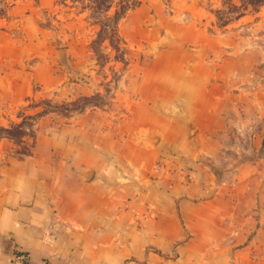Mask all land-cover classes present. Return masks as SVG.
Here are the masks:
<instances>
[{"label": "crops", "instance_id": "0c3cea01", "mask_svg": "<svg viewBox=\"0 0 264 264\" xmlns=\"http://www.w3.org/2000/svg\"><path fill=\"white\" fill-rule=\"evenodd\" d=\"M7 25L1 46L15 41ZM201 33L206 52L227 42ZM16 45L0 67L8 113L34 83ZM144 67L111 112L39 132L29 153L0 139V264L15 252L23 264H264V127L243 122L231 78L206 55L184 47ZM34 74L49 87L66 78Z\"/></svg>", "mask_w": 264, "mask_h": 264}, {"label": "rangeland", "instance_id": "374dc122", "mask_svg": "<svg viewBox=\"0 0 264 264\" xmlns=\"http://www.w3.org/2000/svg\"><path fill=\"white\" fill-rule=\"evenodd\" d=\"M7 23L15 41L0 45V67L17 59L20 42V78L34 81L11 113L0 99V122L8 123L0 139H11L18 153H29L39 132L78 121L81 113L111 112L146 62L182 58L184 47L206 55L217 73L225 70L233 105L249 111L243 122L264 127V0H0V31ZM201 29L227 42L218 39L216 53L206 52L201 45L213 42H204ZM37 67L66 78L49 87L33 79ZM2 80L0 95L7 94Z\"/></svg>", "mask_w": 264, "mask_h": 264}, {"label": "built area", "instance_id": "2783aa9c", "mask_svg": "<svg viewBox=\"0 0 264 264\" xmlns=\"http://www.w3.org/2000/svg\"><path fill=\"white\" fill-rule=\"evenodd\" d=\"M25 261V256L21 253H14V264H23Z\"/></svg>", "mask_w": 264, "mask_h": 264}]
</instances>
